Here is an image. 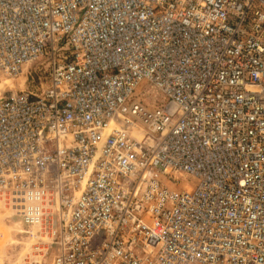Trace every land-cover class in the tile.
Returning <instances> with one entry per match:
<instances>
[{
    "label": "built area",
    "instance_id": "obj_1",
    "mask_svg": "<svg viewBox=\"0 0 264 264\" xmlns=\"http://www.w3.org/2000/svg\"><path fill=\"white\" fill-rule=\"evenodd\" d=\"M21 75L22 264H264V0H0V82Z\"/></svg>",
    "mask_w": 264,
    "mask_h": 264
},
{
    "label": "rangeland",
    "instance_id": "obj_2",
    "mask_svg": "<svg viewBox=\"0 0 264 264\" xmlns=\"http://www.w3.org/2000/svg\"><path fill=\"white\" fill-rule=\"evenodd\" d=\"M35 79L38 80L36 75ZM27 84H29V81L22 75L14 79L4 77L0 82V95L4 90L24 88ZM157 94L153 88L145 91L141 88L134 95L133 100L139 102L142 100L145 104L151 102L156 105L160 103L161 99H164L162 95L157 99ZM11 212L10 210L6 211L4 208L0 209V261L4 260L5 264H22L25 254L30 249V242L22 232L23 225L17 221L18 219L11 216Z\"/></svg>",
    "mask_w": 264,
    "mask_h": 264
},
{
    "label": "bare ground",
    "instance_id": "obj_3",
    "mask_svg": "<svg viewBox=\"0 0 264 264\" xmlns=\"http://www.w3.org/2000/svg\"><path fill=\"white\" fill-rule=\"evenodd\" d=\"M0 206H1L0 209L1 208H4V209H6V211L9 210L7 207H4V205L1 202H0ZM17 221L22 225V223L20 222V220H17Z\"/></svg>",
    "mask_w": 264,
    "mask_h": 264
}]
</instances>
